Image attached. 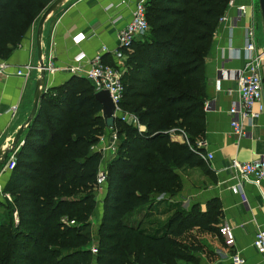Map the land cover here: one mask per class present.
Returning a JSON list of instances; mask_svg holds the SVG:
<instances>
[{"label": "trees", "instance_id": "1", "mask_svg": "<svg viewBox=\"0 0 264 264\" xmlns=\"http://www.w3.org/2000/svg\"><path fill=\"white\" fill-rule=\"evenodd\" d=\"M52 1L0 0V59L19 45ZM228 1L145 3L148 32L122 51L118 104L142 129L113 122L119 140L107 166L94 231L89 230L90 217L101 156L92 148L107 131L101 105L92 83L75 76L41 95L0 192L5 211L0 264H195L192 251L198 249L179 239L192 229L217 233L222 219L217 199L205 202L204 210L199 202L187 209L175 203L179 209L173 213L168 214L169 208L159 212L169 215L163 224L149 220L158 216V205H173L168 201L182 190L181 173L206 165L194 152L204 133L203 65ZM101 62L118 68L109 55ZM172 129L182 131L187 143L173 140ZM204 171L208 176L207 167Z\"/></svg>", "mask_w": 264, "mask_h": 264}, {"label": "crops", "instance_id": "2", "mask_svg": "<svg viewBox=\"0 0 264 264\" xmlns=\"http://www.w3.org/2000/svg\"><path fill=\"white\" fill-rule=\"evenodd\" d=\"M137 1L66 0L53 11L44 20L40 34L43 64L49 61L52 67V71L46 72L44 76L45 92L61 85L72 76L84 78L90 61L97 54H100V57L109 55L113 61L112 55L117 49L116 34L128 23L131 9ZM251 1L253 0H233V7L226 6L223 14L225 21H217L204 58L203 74L207 85L206 104L203 108L204 133L202 138L196 141V145L200 144L202 152L212 156L206 164L208 177L204 174L200 176L201 179L211 180L200 187L201 189L193 190L183 179L185 173L183 172L181 173L183 187L178 197H175L176 202H173V198L172 201H168L184 209L188 208L190 196L194 200L198 197L197 202L202 204L200 208L204 210V201L215 198L222 213L219 225L225 223L232 228L233 247H224L217 234L221 240L220 246L213 244L206 251L213 259L209 262L201 259L198 261L199 264H229L230 255L236 252L243 259V264H264L251 247L254 233L264 223V180L258 189L246 183L240 185L248 206V209H245L239 196L229 189L237 183V178L233 171L227 169L232 160L248 162L264 155V113L246 127L247 135L240 140H236L230 134L229 117L226 113L235 96L236 84L233 78L225 76V73L234 72L243 66L245 19L239 18L238 22L234 21L238 18L235 6L249 5ZM36 23L30 25L19 45L1 59L7 65L5 71L7 76H0V151L8 148L14 134L23 125L32 108L34 84L39 76L35 50ZM102 47L105 48V52H100ZM77 56L80 58L76 59ZM24 66L30 68L26 76H16L14 74L16 70L25 73V70H22ZM262 103L264 107L263 88ZM12 106H15V110L11 115L8 110ZM21 136L13 152L20 146ZM174 139L180 142L179 136ZM107 140L108 137H105L98 143L97 148L109 146ZM107 154L106 151L101 154L99 166H103L106 160L109 161ZM3 165L4 163L0 167V192L8 178V172L3 169ZM95 196L94 213L90 217V224L95 223L94 229L101 214L103 187Z\"/></svg>", "mask_w": 264, "mask_h": 264}, {"label": "built area", "instance_id": "3", "mask_svg": "<svg viewBox=\"0 0 264 264\" xmlns=\"http://www.w3.org/2000/svg\"><path fill=\"white\" fill-rule=\"evenodd\" d=\"M147 0H138L132 7L130 12V18L125 27L117 32L116 34V44L117 49L113 52L114 61L117 63L118 68L112 66L104 65L101 62L100 54L95 55L90 61L89 68L85 71L83 77L89 80L93 85L94 93L98 91H106L114 107V116L120 122L132 126L139 132L141 130L140 125L136 117L132 114L122 113L118 104L122 92L121 76L124 71L123 64L125 61V55L123 50H127L132 42L143 39L148 32V24L145 19V3ZM227 7H233V0H229ZM235 10L238 12V18L234 21L238 22V19H245L247 17V7L245 5L235 6ZM219 22L225 21V16L222 15ZM235 22V23H236ZM234 23V24H235ZM253 31L249 26H244L243 29V47H242V59L243 66L234 72H226L233 78L236 84V91L233 100L230 102L229 107L226 111L229 117V129L230 134L236 139L240 140L246 137V127L250 126L252 122L260 117L264 113V107L262 103V79H261V69H262V54L256 53L254 47ZM100 52H105V48H101ZM99 52V53H100ZM80 57L77 56L76 59ZM45 73L51 72V63L48 61L45 65ZM7 65L0 59V76H7L5 72ZM28 66H24L22 70H16L14 74L16 76H26L29 71ZM45 93V90L43 89ZM15 106H12L9 110V114H13ZM170 137L175 140L176 136H179L180 142L187 143V138L182 131L178 129L169 130ZM112 143L106 148H97V145L92 149L95 152L102 153L108 152V154L113 157L116 153L115 150V135L112 137ZM201 149V145L197 144L194 152L199 156V158L207 164L211 160L212 156L210 154H204L197 151ZM14 154L12 153L10 157L6 160L3 169L5 171H11L14 167ZM228 170L234 172V176L237 178V183L230 186L229 189L233 194H236L240 198L245 209H248L246 199L243 195L240 185L242 183L250 184L257 189L260 183L264 180V155L255 158L254 160L248 162H239L237 160H232L228 167ZM106 177L105 170H98L96 175V186L97 190L101 188ZM60 222L67 223L68 225H73V221H67L65 218H61ZM218 236L221 238L224 247L232 248L234 245V236L232 228L222 223L219 225L217 230ZM251 247L254 252L264 261V223H262L253 235ZM90 252L95 254V249L91 248ZM243 259L239 256L238 252L230 255L229 264H243Z\"/></svg>", "mask_w": 264, "mask_h": 264}, {"label": "rangeland", "instance_id": "4", "mask_svg": "<svg viewBox=\"0 0 264 264\" xmlns=\"http://www.w3.org/2000/svg\"><path fill=\"white\" fill-rule=\"evenodd\" d=\"M245 6L247 7V10H248L247 13H246L247 14V21H245V25L249 26L252 29V31H253V35H254L253 36V39H254L253 41H254V47H255L256 53L257 54H259V53L262 54L263 65H262V69H261V79H262V88H263V92H264V32H263L262 23H261V19H260V14H259L258 6H257V0H253V1L249 2V5H245ZM34 23H36V21ZM205 90H206V88H205ZM205 104H206V101H205L203 107H205ZM140 128L142 129L141 126H140ZM114 135H115V139H116L114 144H116L117 140H119V139L117 138L115 130H107L106 131V134H105L104 138L108 137V140L106 141L107 144H111L113 142L112 141V139H113L112 137ZM103 139H101L100 141H102ZM12 153H13V151H10L9 154H7V156H6V158H5L4 162H3L4 164H5L6 160L8 159V157H10L12 155ZM101 154H103V152L100 153V156H101ZM107 155L110 158L109 161L107 162V160H106V162H104L103 166H99L100 165V163H99L97 172H98V170L107 171V166L110 164V161L113 158L109 154H107ZM204 170H206V165L204 166V169H198L196 171L192 170V169H186L185 170V173H183L184 174L183 177L188 182L187 184L190 187V189H193V190L201 189L200 187H203V186L206 185L207 182H210L211 178H205V179H201L200 178V176L204 174L203 173V172H205ZM204 175L207 176L206 174H204ZM185 176H187V177H185ZM102 186H103V184L101 185V188L97 190L98 192L102 189ZM155 199L159 200L160 197H156ZM197 200H198V197L196 198V200H194L190 196L189 202H188V207H190L191 203H196ZM208 200H210V199H207L206 201H204V203L207 202ZM201 205L202 204H200V206ZM166 208H169L170 213L168 212V214H171L175 210H178L179 206H177L175 203H173V205L171 207H169V206L167 207V204L158 205L156 207L157 211L154 210L155 211L154 214L157 212L158 216L150 218L149 222H157L159 224H163L167 220L166 218L169 215H166L165 213L161 214L159 212L162 211L163 209H166ZM185 208H187V207H185ZM3 217H5V211L0 208V218H3ZM13 217L15 218V216H13ZM136 218H137V215H136L135 219ZM137 219L139 220V218H137ZM94 224L95 223L90 224V229H89L90 232L94 231L93 230L94 229ZM144 224H146V220H144L143 225ZM219 224H220V221H218L217 226ZM93 233H92V235H93ZM179 240H180V243H183L186 246H190L191 248H195L196 247L198 249L196 251H192L194 253L193 262L195 260V264H199L198 261L201 260V259H204L205 261L207 260L208 262H209V260L211 261L213 258L211 257V255L209 253L207 254L206 251L209 248H211V246L213 244H215V246L216 245L220 246V244H221V240L217 237V233L216 232H213V233H211V232H203V231H199L197 229L190 230L189 232L184 234ZM177 264H187V263H185V261H180V262H177Z\"/></svg>", "mask_w": 264, "mask_h": 264}, {"label": "water", "instance_id": "5", "mask_svg": "<svg viewBox=\"0 0 264 264\" xmlns=\"http://www.w3.org/2000/svg\"><path fill=\"white\" fill-rule=\"evenodd\" d=\"M65 1L66 0H53L50 4L46 6V8L42 11V13L40 14L37 20L36 31H35V50H36L37 68L39 70V76L34 84L33 95H32V108L23 125L20 126L16 131V133L14 134L8 148L0 151V166L3 164L7 154H9V152L14 149L24 128L27 127L31 122V120L33 119L35 112L37 110L38 101L41 95L44 93L43 83L45 76V66L42 61L41 48H40V34L42 31V25L44 20L53 11L58 9ZM257 6L264 32V0H257ZM94 98L101 105V118L104 122V126L106 130H111L113 127V122L117 120V118L114 116V107L108 96V93L106 91H98L94 93Z\"/></svg>", "mask_w": 264, "mask_h": 264}]
</instances>
